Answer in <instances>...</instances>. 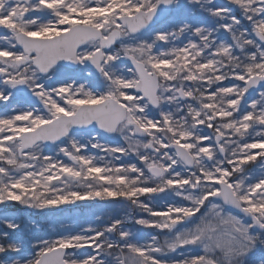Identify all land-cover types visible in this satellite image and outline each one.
I'll list each match as a JSON object with an SVG mask.
<instances>
[{
    "label": "snow or ice",
    "instance_id": "1",
    "mask_svg": "<svg viewBox=\"0 0 264 264\" xmlns=\"http://www.w3.org/2000/svg\"><path fill=\"white\" fill-rule=\"evenodd\" d=\"M85 201L0 264H264V0H0V206Z\"/></svg>",
    "mask_w": 264,
    "mask_h": 264
},
{
    "label": "rangeland",
    "instance_id": "2",
    "mask_svg": "<svg viewBox=\"0 0 264 264\" xmlns=\"http://www.w3.org/2000/svg\"><path fill=\"white\" fill-rule=\"evenodd\" d=\"M220 3H225L226 0H219ZM95 203L90 201L79 202V207L73 210L72 213H60L56 216H44L36 213L32 210L23 208L17 204H12L11 206H0V214H9L16 217H20L27 222L32 220L36 223L38 228L34 230L36 236H50L57 230L64 231L68 229H73L77 225L82 224L85 220L91 221L94 219L95 215H102L106 211L105 205H98L94 209H89ZM102 204V203H101ZM82 206L83 209H79ZM8 207V211L6 208ZM131 227V225H129ZM154 231V230H146Z\"/></svg>",
    "mask_w": 264,
    "mask_h": 264
}]
</instances>
